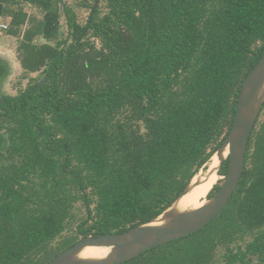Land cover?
Instances as JSON below:
<instances>
[{
  "label": "trees",
  "instance_id": "1",
  "mask_svg": "<svg viewBox=\"0 0 264 264\" xmlns=\"http://www.w3.org/2000/svg\"><path fill=\"white\" fill-rule=\"evenodd\" d=\"M94 2L84 24L66 8L54 45L37 42L42 19L13 17L23 69L48 79L0 103V264H46L159 217L221 147L264 53V0ZM220 248L228 264H264V105L222 213L122 264H218Z\"/></svg>",
  "mask_w": 264,
  "mask_h": 264
},
{
  "label": "water",
  "instance_id": "2",
  "mask_svg": "<svg viewBox=\"0 0 264 264\" xmlns=\"http://www.w3.org/2000/svg\"><path fill=\"white\" fill-rule=\"evenodd\" d=\"M99 3L100 0H95L93 10L99 6ZM90 22L91 18L88 20V24ZM47 79L48 76H45L39 81V87ZM263 105L264 53L242 82L233 125L221 147L216 152L222 155L218 174L219 179H224L220 188L212 197L207 199V202L194 210L179 213L167 212L178 200L191 191L195 175L173 204L161 214L163 215L167 212V221L160 224H152L160 215L147 223L132 227L124 232L99 236L88 235L74 245L64 249L46 264H122L138 257L145 251L196 233L207 226L222 213L238 188L240 179L245 171L249 141ZM227 147L228 155L223 157ZM227 158H229L228 171L225 175H222L220 174V169ZM87 246L109 247L111 250L107 256L100 260L77 258L80 250Z\"/></svg>",
  "mask_w": 264,
  "mask_h": 264
},
{
  "label": "crops",
  "instance_id": "3",
  "mask_svg": "<svg viewBox=\"0 0 264 264\" xmlns=\"http://www.w3.org/2000/svg\"><path fill=\"white\" fill-rule=\"evenodd\" d=\"M87 4L91 0H23L22 2H16L15 0H0V24L8 25V29H0V53L11 59L16 56V63L21 69H23L19 58L17 57L18 46L20 43V36L11 34L13 27V17L21 12L26 15L27 18L37 17L44 21V29L41 37H49L50 33H53L55 26L59 25L60 17L66 19V8H71L74 12L77 11L75 7L76 3ZM76 2V3H75ZM76 13V12H75ZM29 26L28 22L20 25L21 32H23ZM23 27V28H22ZM22 34V33H21ZM6 36V37H5ZM12 37L16 42L15 45H10L11 40L8 42L6 38ZM5 42H1L3 40ZM44 42H48L44 41ZM51 43V42H49ZM0 72L3 76H7L10 71L9 62L0 61ZM2 94H4L2 92ZM11 95V94H10Z\"/></svg>",
  "mask_w": 264,
  "mask_h": 264
},
{
  "label": "rangeland",
  "instance_id": "4",
  "mask_svg": "<svg viewBox=\"0 0 264 264\" xmlns=\"http://www.w3.org/2000/svg\"><path fill=\"white\" fill-rule=\"evenodd\" d=\"M93 1L94 0H91L88 3L92 4ZM76 4H78V6L75 7L76 10H77L75 12H76V14L78 16V20L82 24H84L86 22V20L88 19L90 9L86 8L84 6V4L81 3V1H80V3H76ZM52 32L53 33H50L48 38L47 37H41V38H39L37 40V42L38 43H43L44 41L48 40V42H51V44L54 45V44H56L58 42V40L66 38L67 37V33H68V26H67L66 19H64V17H62V18L60 17L59 25L55 26L54 31L52 30ZM10 40L12 41L10 45L14 46L16 42L12 39V37L6 38V41L9 42ZM1 42H5L4 38H3V40H1ZM97 44H99V43L97 42ZM17 55H18V53H17ZM0 61L9 62V65H10L9 74L7 75V78H5L4 82L2 83V86L0 87L1 91L4 94H6V96H18L23 90H25L26 88L32 86L37 81L39 83V81H41L42 78H43L42 71H39V72H36V73H28L24 69H21V67L18 64H15L16 61H17L16 60V56L11 59L10 57H7V56L2 55L0 53ZM1 105H2V103H1ZM6 131L7 130L4 128L0 132L4 133V135L6 137V135H7ZM6 152H7V150H6ZM213 160H214V158H212V160H211L210 164L208 165V167L206 169L200 170V172L197 175L205 174L207 172V170L210 168ZM223 179L224 178H220L218 180V182L216 180L217 183L215 182L214 185L218 184V183L221 185V183L223 182ZM207 199H208V197H207ZM74 228H75L74 225H71L70 228L66 231V233H64V237L72 236L74 234ZM253 237H254V235L253 236L252 235H247L243 239H240V241L238 243L241 244V246L244 248L246 243L248 241L252 240ZM224 254H225V250L223 248H220L218 250V253H217V256H216L217 257L216 261L218 262V264H225L226 263V259L227 258L224 256Z\"/></svg>",
  "mask_w": 264,
  "mask_h": 264
},
{
  "label": "bare ground",
  "instance_id": "5",
  "mask_svg": "<svg viewBox=\"0 0 264 264\" xmlns=\"http://www.w3.org/2000/svg\"><path fill=\"white\" fill-rule=\"evenodd\" d=\"M227 154L228 147L225 149L223 157ZM213 158L214 160L207 172L205 174L195 176L193 179V188L190 189L191 191L178 200L167 212L173 211L175 213H179L194 210L207 202V195L216 180L219 178L218 168L220 166L222 155L216 153ZM167 212L153 221L152 224H160L167 221ZM110 250L111 249L109 247L87 246L80 250L77 258L83 260H100L107 256Z\"/></svg>",
  "mask_w": 264,
  "mask_h": 264
},
{
  "label": "flooded vegetation",
  "instance_id": "6",
  "mask_svg": "<svg viewBox=\"0 0 264 264\" xmlns=\"http://www.w3.org/2000/svg\"><path fill=\"white\" fill-rule=\"evenodd\" d=\"M1 63H0V68H1ZM5 78H7V76H3L2 74H1V72H0V87L2 86V83L4 82V80H5ZM43 79V78H42ZM0 103L1 102H3V100L5 99V97H6V94H2V91H1V89H0ZM3 98V99H2ZM2 149V144H1V142H0V150ZM250 261H249V263L248 264H253L254 262H257V260H258V257H256V256H250ZM229 261V259L227 260L226 259V263L225 264H228L227 262ZM237 264H245V263H237Z\"/></svg>",
  "mask_w": 264,
  "mask_h": 264
},
{
  "label": "built area",
  "instance_id": "7",
  "mask_svg": "<svg viewBox=\"0 0 264 264\" xmlns=\"http://www.w3.org/2000/svg\"><path fill=\"white\" fill-rule=\"evenodd\" d=\"M16 2H22L23 0H15ZM8 25H6V24H0V29H8Z\"/></svg>",
  "mask_w": 264,
  "mask_h": 264
}]
</instances>
